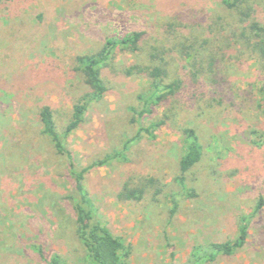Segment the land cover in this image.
Segmentation results:
<instances>
[{"label":"rangeland","instance_id":"rangeland-1","mask_svg":"<svg viewBox=\"0 0 264 264\" xmlns=\"http://www.w3.org/2000/svg\"><path fill=\"white\" fill-rule=\"evenodd\" d=\"M242 11L246 17L222 0L0 1V264H49L54 255L91 264L75 232L70 168L38 112L48 105L63 132L86 91L75 58L127 29L142 33L140 51L116 53L102 73L104 97L64 141L76 173L120 149L138 123L161 117L159 108L132 121L128 108L148 82L127 75L130 68L162 63L165 82L182 84L154 140L141 137L126 161L83 174L98 219L123 242L128 264H264V0H247ZM243 30L249 40L238 36ZM183 43L196 54L182 56ZM186 127L195 129L202 157L182 175ZM124 188L142 193L127 200ZM242 227L245 242L231 255L210 247L235 241Z\"/></svg>","mask_w":264,"mask_h":264},{"label":"trees","instance_id":"trees-1","mask_svg":"<svg viewBox=\"0 0 264 264\" xmlns=\"http://www.w3.org/2000/svg\"><path fill=\"white\" fill-rule=\"evenodd\" d=\"M246 1L247 0H222V3L225 7L235 9L240 15L246 17L247 14L242 11V6L246 4ZM41 17L42 16L39 14V20H41ZM251 29L259 31L257 23H252ZM238 36H241L244 40L250 39L245 30H243V33ZM255 37L260 40L258 33ZM141 38V32L128 29L125 31L123 30L121 33L115 31L110 37L105 39L102 48L99 51L93 54L78 55L75 58L78 67L77 70L82 77V83L85 85L86 91H84L72 104L70 117L65 124L63 132H59L54 120L53 111L48 105L42 106L38 112L42 133L52 143L56 152L64 156L70 168V174L77 194V198L74 201L75 232L91 264H128V253L123 242L119 238L114 237L107 226L98 219L95 205L81 184L83 174L90 169L107 165L110 161L115 159L126 161V152L129 146L141 137L154 140L156 138L155 132L161 126H164L169 119L165 111L166 109L164 108L166 101L168 100V97L173 96L181 87V81L177 79L169 83L165 82L167 72L162 63H153L152 65L144 67L133 66V68H130L126 72L127 75L133 73L141 74L147 80L148 85L145 87V90L138 95L137 107L128 108V111L132 115V121L137 123L145 117L153 118L159 108L164 110L161 117L150 121L147 125H140L138 123L136 133L130 138H127L120 149L114 150L112 155L105 156V158L82 168L78 173L74 170L75 167L72 160V154L65 146L64 141L70 133L77 130L84 122L85 114L90 105L99 102L104 97L107 91L105 81L102 77L104 69L114 59L116 53L123 52L134 55L138 53L140 51ZM237 38L239 40L240 37ZM258 44H260V42ZM180 48L182 50V56H188L189 49L194 50L195 54L197 51L194 44L186 47L185 43H183ZM154 56L152 53L151 58ZM212 63L213 62L210 63V67H212ZM180 132L184 152L179 161V171L184 175L201 160L202 147L194 128L186 127L181 129ZM183 180V178H179L181 186L186 189ZM140 193H142L141 189L129 190L128 188H124L121 195L127 200H135L137 198L139 199L138 194ZM187 196L189 198L195 197L193 189L187 191ZM261 206L262 200L259 201L256 209H259ZM175 210L176 204L171 210V213H175ZM246 236V229L242 227L240 228L238 237L235 241L212 243L210 247L215 250L217 254L229 256L237 247L245 242ZM208 257L213 259L212 255H209ZM49 264L65 263L59 256L54 255L50 258Z\"/></svg>","mask_w":264,"mask_h":264}]
</instances>
